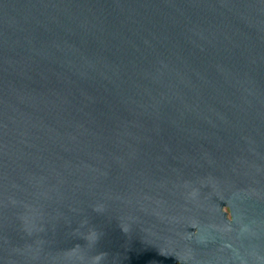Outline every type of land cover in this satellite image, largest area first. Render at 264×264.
<instances>
[{
	"label": "water",
	"instance_id": "obj_1",
	"mask_svg": "<svg viewBox=\"0 0 264 264\" xmlns=\"http://www.w3.org/2000/svg\"><path fill=\"white\" fill-rule=\"evenodd\" d=\"M0 264H264V0H0Z\"/></svg>",
	"mask_w": 264,
	"mask_h": 264
}]
</instances>
